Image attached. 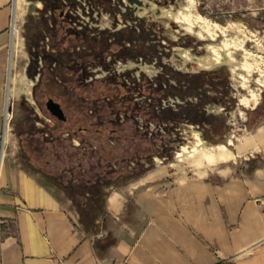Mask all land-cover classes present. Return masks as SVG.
I'll list each match as a JSON object with an SVG mask.
<instances>
[{"label":"rangeland","instance_id":"1","mask_svg":"<svg viewBox=\"0 0 264 264\" xmlns=\"http://www.w3.org/2000/svg\"><path fill=\"white\" fill-rule=\"evenodd\" d=\"M138 1L100 0L99 7L92 8L86 0H78L71 9L73 15L65 9V18L78 20L85 46L93 45L92 37H97L89 49L100 52L98 64L78 84L66 69L53 67L51 71L45 66L40 77L34 76L32 57L35 52L41 54L39 47L47 44L41 34L45 19L51 16L43 0H16L8 75L11 114L4 129L11 134L23 166L49 179L57 192L63 185L76 188L68 197L79 217V210H86L80 195L91 191L92 174L97 170L105 168L113 181L100 184L102 192H89L94 196L87 199L89 203L103 204L110 184L135 178L154 166L188 174L214 172L233 164L228 160L230 150L240 135L264 119V0H192L193 17L200 15L210 23V36L197 26L189 31L187 25L169 16L190 6L188 0ZM52 13L53 19L62 20L63 11L59 15L52 9ZM58 22L49 44L68 54L81 38L75 39ZM126 27L134 28V33L143 29V46L149 55L121 50L130 44L113 34ZM224 39L226 51L217 52L216 65L201 69V60L213 55L207 45L220 46ZM108 50L118 54L113 57ZM88 57L85 54L86 61ZM188 79L202 93L189 98L201 104L204 116L189 113L186 119L175 116V126L159 125L174 117L156 113L159 97L162 105L166 100L182 102L163 97L159 88ZM136 81L140 84L130 85ZM253 94H257L255 103H246ZM48 96L58 101L65 120L46 108ZM95 214L91 211L89 219ZM93 223L88 220L82 225L91 228Z\"/></svg>","mask_w":264,"mask_h":264},{"label":"crops","instance_id":"2","mask_svg":"<svg viewBox=\"0 0 264 264\" xmlns=\"http://www.w3.org/2000/svg\"><path fill=\"white\" fill-rule=\"evenodd\" d=\"M15 13V0H0V264H264V119L240 135L231 165L154 166L110 184L84 227L4 129Z\"/></svg>","mask_w":264,"mask_h":264},{"label":"flooded vegetation","instance_id":"3","mask_svg":"<svg viewBox=\"0 0 264 264\" xmlns=\"http://www.w3.org/2000/svg\"><path fill=\"white\" fill-rule=\"evenodd\" d=\"M68 13H71L73 15V13L71 12V10L69 9ZM66 17H68V14H66ZM75 20V19H74ZM72 19H68V18H65L63 19L62 21L58 22L56 21L55 19L51 18L50 20H46L45 19V22L47 23L46 24V27H45V30L42 32L41 36L46 38V42L47 44L45 45L42 41L41 43H43L41 45L40 50H41V54L39 52H35L34 53V56L35 57H32V60H34V68L35 70L33 71V74L34 76L37 75L38 77H40V73L42 71V69L46 66L47 68H49V70L53 71L54 68H57L59 70H68L67 74L69 76L71 75H74L76 81L78 84H81L80 81L84 79L85 77V72L87 73H91V71L93 70L92 69V66H96L100 60V57L98 56L100 54V52H96L94 49L93 51L90 50L89 48L90 47H93L95 46V44L97 43V37H92V39L94 40L93 41V45L89 46V44H87V47L85 46V43H84V40L82 38V34H83V31L81 30V27H77L76 23L78 22V20L74 21ZM60 23L59 25L64 28L66 31L68 32H72L73 33V37L75 39H79L81 38V42L80 43H77L75 45H71L72 47L70 48V50L72 52H68V54H65L61 51V53L57 52L56 49H55V46H52L49 44V40L50 38L52 39L53 36H51V34L49 33H52L56 27V24L55 23ZM79 23V22H78ZM82 23V22H81ZM134 29V28H133ZM137 30V28H136ZM142 31H140V33L143 32V29H141ZM138 32V31H137ZM53 34V33H52ZM144 39V35L140 34V35H136L134 36V42L135 44H137L138 42V39ZM96 41V43H95ZM73 42H76V41H73ZM99 44V43H98ZM144 44L142 43V45H134L132 47H130L129 49L127 47H123L121 48L124 49V51H127V53L129 54H141L142 56H146L147 55V50L144 49ZM101 46V45H99ZM98 46V48H99ZM89 49L87 51V53L84 52L85 49ZM95 48V47H94ZM105 51V50H104ZM108 52H110V50H108ZM85 54H87V56H91V58L88 57V60L86 61L85 60ZM110 54H112L111 56L115 57L117 55V52L116 51H112L110 52ZM110 56V55H109ZM43 60L44 62L47 61V64H42V61L40 60ZM54 67V68H53ZM65 71V70H64ZM66 74V75H67ZM81 79V80H80ZM38 81V80H37ZM137 82V81H136ZM135 84H140V83H131L130 85L131 86H135ZM66 85V84H65ZM135 97V96H134ZM51 98L53 99L54 101H56L53 97L51 96H48V99ZM147 99V98H146ZM135 101H138L136 98L134 99ZM58 102V101H57ZM46 103V102H45ZM62 108V107H61ZM63 110V109H62ZM64 112V111H63ZM142 126L146 127V132L148 131L147 130V124H142ZM74 133H77V131H75ZM109 173V172H108ZM107 172H105L104 174H99L97 175V177L95 178V180L91 183L92 186L89 187V189H91L94 193L97 191H100V188L99 185L102 184V183H105L107 182H110V181H113L110 177H107L108 175ZM107 177V178H106ZM62 189L64 190V193L66 194V196H71L70 194L72 192L75 191V187L73 186H70V185H63L62 186ZM77 189H84L85 188H77ZM93 193V194H94ZM93 194H88V193H85L83 195H80V197L82 198L83 201H87V199H92L94 198Z\"/></svg>","mask_w":264,"mask_h":264},{"label":"trees","instance_id":"4","mask_svg":"<svg viewBox=\"0 0 264 264\" xmlns=\"http://www.w3.org/2000/svg\"><path fill=\"white\" fill-rule=\"evenodd\" d=\"M77 1L78 0H43V3H44V7L46 8V10H48V13L50 12V19L53 18L52 17V9L53 10H56L58 11V14L59 12L63 11V16L61 17L62 20L65 19L66 17V14H65V9L66 11L68 9H73L76 4H77ZM87 3L89 4L90 7L92 8H96V7H99L100 5V0H86ZM64 14H65V17H64ZM60 15V14H59ZM60 18V20H61ZM61 20V21H62ZM60 23H58L59 25ZM60 26V25H59ZM125 30H118L116 33L113 34V36H116L117 39H119L120 37H125L127 40H128V43L130 44L129 47L128 46H124L127 47L128 49L134 45H142L143 43V40L142 39H138V42L137 44H135V42L133 41V37L130 36L131 35H140L141 33L140 32H137L135 31L136 33H134V29L132 27H129V28H123ZM50 34V33H49ZM98 35V34H97ZM96 35V36H97ZM125 42V41H124ZM154 52V51H151V53ZM120 53V52H119ZM150 53V54H151ZM118 54V53H117ZM149 55V53L147 54ZM195 76V75H194ZM197 83H195L194 81L192 80H177V83L176 84H168L162 88H159L160 92L162 93L161 95L163 97H167V96H170L172 97L173 99L175 98H180V100L182 102H176L175 103L173 102L172 104L169 103V100H166L167 104L165 105H162L160 104L162 101H161V98L159 97V107L156 108L157 112L156 113H162L163 115H168L171 114L173 115L174 117H171V118H168L167 121L165 122H162V123H158L159 125H163L164 127H167L168 123H171V124H175L177 123L176 122V119H175V116H182V117H185L188 118V114L189 113H192L194 116L197 115H201V116H204V109L201 108V104L197 103V102H193L189 97H197V96H200L202 95V93H197L196 92V89H197ZM198 91H200V88H198ZM204 97H206V95H203ZM168 99V98H166ZM175 104V106H174ZM206 115V114H205ZM164 146H166V143L164 144ZM97 173H93L92 175L96 178L97 175L99 174H104L106 172L105 168L103 169H99L96 171ZM94 193L92 190L91 191H88L87 193ZM84 205V208L86 209L85 211H80V220L82 223H87L88 220H93L94 222V219L96 218V214L98 213V211H100V208H101V205L98 201H93L92 203H89L87 201H85V203H83ZM91 211H94V213H96L92 219H89L90 217V214H91Z\"/></svg>","mask_w":264,"mask_h":264},{"label":"bare ground","instance_id":"5","mask_svg":"<svg viewBox=\"0 0 264 264\" xmlns=\"http://www.w3.org/2000/svg\"><path fill=\"white\" fill-rule=\"evenodd\" d=\"M188 1L190 3V6H187L184 10L181 11V13L177 12L178 14H175L176 12L175 13L171 12V13H169V16L174 17V19H175L174 21H176V22L178 21L179 23H183V24H185V26L187 25L189 31L192 30L193 26H197L202 33H204L206 36H210L212 34V32H211L212 28L209 25L210 23H207L208 21H206V19H204L200 15H198L199 17L197 16V18H194L193 17L194 9H193V4H192L193 1L192 0H188ZM15 4H16V0H15ZM13 34H14V30H13ZM225 43L226 42L224 39L220 46L207 45V49L211 53H213V55L210 59L204 57L201 60L199 67L201 69H203V68H209V67H212L213 65H216V63L218 62V53L217 52L222 50V49H225V51H226L227 46ZM228 54H229L228 52L225 53L228 63H231L232 59L230 58V56ZM231 69H232V71H234V68H231ZM251 96H252V98H251L252 100H247L246 103H249V102L255 103L254 98L257 97V94H253ZM176 158L178 159L179 157H176Z\"/></svg>","mask_w":264,"mask_h":264},{"label":"water","instance_id":"6","mask_svg":"<svg viewBox=\"0 0 264 264\" xmlns=\"http://www.w3.org/2000/svg\"><path fill=\"white\" fill-rule=\"evenodd\" d=\"M131 2L136 1L139 2L138 0H130ZM46 108L49 110V112L54 115L55 117H57L60 120H65L66 117L64 115V112L60 106V104L56 101H54L53 99L49 98L47 99L46 103H45Z\"/></svg>","mask_w":264,"mask_h":264},{"label":"built area","instance_id":"7","mask_svg":"<svg viewBox=\"0 0 264 264\" xmlns=\"http://www.w3.org/2000/svg\"><path fill=\"white\" fill-rule=\"evenodd\" d=\"M15 21L14 19L12 20V24H11V31L13 33V30L15 28ZM9 106H8V97L6 98V103H5V107H4V113H3V118H4V128L7 125L8 119H9V115L11 114L9 111ZM3 142V141H2Z\"/></svg>","mask_w":264,"mask_h":264}]
</instances>
